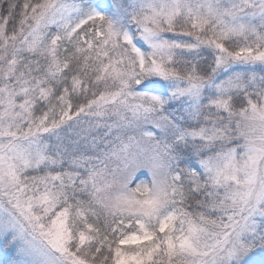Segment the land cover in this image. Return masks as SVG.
<instances>
[{
  "label": "snow or ice",
  "instance_id": "1",
  "mask_svg": "<svg viewBox=\"0 0 264 264\" xmlns=\"http://www.w3.org/2000/svg\"><path fill=\"white\" fill-rule=\"evenodd\" d=\"M0 264H264V0H0Z\"/></svg>",
  "mask_w": 264,
  "mask_h": 264
}]
</instances>
